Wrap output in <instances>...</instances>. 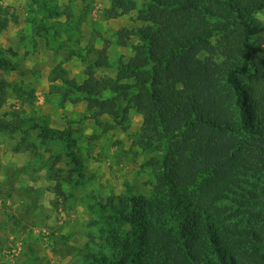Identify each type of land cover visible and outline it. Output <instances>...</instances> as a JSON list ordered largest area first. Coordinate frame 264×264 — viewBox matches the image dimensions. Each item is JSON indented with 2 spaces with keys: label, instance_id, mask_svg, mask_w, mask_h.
I'll return each mask as SVG.
<instances>
[{
  "label": "trees",
  "instance_id": "obj_1",
  "mask_svg": "<svg viewBox=\"0 0 264 264\" xmlns=\"http://www.w3.org/2000/svg\"><path fill=\"white\" fill-rule=\"evenodd\" d=\"M109 1L108 19L135 12L141 23L116 34L132 56L112 63L106 45L81 83L60 64L50 92L62 103L85 102L107 128L141 114L133 145L154 154L147 166L155 185L149 196L128 190L92 206L102 243L82 264H264V0ZM1 69L13 64L2 58ZM11 86L0 79V111ZM20 132L36 156L42 146L78 147L69 130L0 118V133ZM50 159L54 166L62 156ZM32 166L8 169L7 180Z\"/></svg>",
  "mask_w": 264,
  "mask_h": 264
},
{
  "label": "rangeland",
  "instance_id": "obj_2",
  "mask_svg": "<svg viewBox=\"0 0 264 264\" xmlns=\"http://www.w3.org/2000/svg\"><path fill=\"white\" fill-rule=\"evenodd\" d=\"M34 2L32 8L31 0H0L7 23L0 29V61L13 64V69L0 71V79L12 85L0 118L28 117L69 130L78 147L68 152L64 144L42 146L40 158L22 142L24 132L0 133V264H82L86 253L97 252L102 243L92 206L128 190L149 196L155 180L147 164L154 154L133 145L141 114L132 111L121 127L100 126L85 102L62 103L59 95H52L50 73L61 64L81 83L86 67L106 45L112 63L127 62L131 48L119 46L116 34L141 23L135 12L108 19L109 0ZM257 17L264 30V11ZM113 74L98 71L99 77ZM101 119L113 125L108 116ZM51 155L62 160L53 166ZM30 163L28 175L7 180L12 174L8 169Z\"/></svg>",
  "mask_w": 264,
  "mask_h": 264
}]
</instances>
